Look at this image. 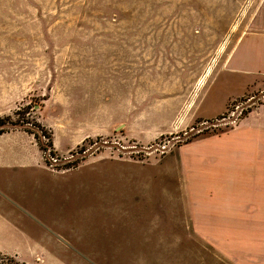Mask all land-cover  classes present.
Wrapping results in <instances>:
<instances>
[{"label":"rangeland","instance_id":"rangeland-1","mask_svg":"<svg viewBox=\"0 0 264 264\" xmlns=\"http://www.w3.org/2000/svg\"><path fill=\"white\" fill-rule=\"evenodd\" d=\"M263 17L264 0H0V51L16 53L21 99L3 128L36 133L60 160L43 164L60 176L11 170L0 247L19 257L0 253L25 264H264L262 157L210 161L214 176L201 157L264 100L258 78L213 103L235 43ZM207 185L224 192L194 193ZM38 247L60 258L30 256Z\"/></svg>","mask_w":264,"mask_h":264},{"label":"crops","instance_id":"crops-1","mask_svg":"<svg viewBox=\"0 0 264 264\" xmlns=\"http://www.w3.org/2000/svg\"><path fill=\"white\" fill-rule=\"evenodd\" d=\"M258 25H253L245 32L235 43L232 52L227 58L222 72L219 73L217 79V87L221 88L222 98L218 96L213 103L220 104L223 107L228 97L240 93V90H245L251 84H256L258 78H264V17L258 20ZM17 65L16 53L8 50L0 51V117L10 115L17 108L19 101L17 92ZM221 94V93H220ZM217 96V95H216ZM206 105L209 102L204 101ZM217 110V109H216ZM201 117V116H200ZM207 117V116H206ZM45 129H50L49 126L40 124ZM53 131L60 133V120L53 125ZM62 129V128H61ZM51 130V129H50ZM52 133V147L60 154V146H57L55 139L56 133ZM202 145L206 150H202L201 157L208 163L205 167L211 168L213 161L217 162L218 158H230L229 161H239L241 155L248 154L250 158L258 160L259 156L264 161V100L253 108L246 116L240 120L239 126L232 131L231 135L212 137L206 140ZM78 143V142H77ZM252 154V155H251ZM211 164L209 166V162ZM42 151L38 146L33 135L25 130H11L0 135V199L9 200L6 194V188L12 184L11 170L20 169H35L37 172H49L55 176H60V171L48 170L45 168ZM217 164V163H216ZM205 170L207 176H214L213 169ZM75 171V170H74ZM72 172V171H71ZM221 186L214 185L200 188L196 187L194 193L202 192H224L221 191ZM234 192L245 193L243 187H232ZM211 190V191H210ZM257 187H250L249 193H256ZM11 199V198H10ZM12 200V199H11ZM13 201V200H12ZM0 206V225L10 224V216L6 212L3 213ZM208 220V219H206ZM203 224H206L203 223ZM15 227V226H13ZM12 228L9 229L12 231ZM1 229V227H0ZM9 236H13L10 234ZM30 256L40 259L60 258V253L44 249L43 247L30 248ZM0 252L9 253L18 256L15 251L0 247ZM17 252V251H16ZM229 256L223 254V258ZM234 262V263H233ZM232 264H240L238 261H232Z\"/></svg>","mask_w":264,"mask_h":264},{"label":"trees","instance_id":"trees-1","mask_svg":"<svg viewBox=\"0 0 264 264\" xmlns=\"http://www.w3.org/2000/svg\"><path fill=\"white\" fill-rule=\"evenodd\" d=\"M251 110L249 109L248 112H250ZM19 115V113H15L14 116H17ZM10 120V117H2L0 118V135L7 132L6 130H4V125H5V122ZM11 125H14V126H18L20 125L19 123H11ZM34 126L36 128H38L44 135L46 134V132H43L41 125L36 123L34 124ZM26 132H28L29 134L33 135L34 139L36 140L38 146L40 147L41 150L44 149L43 145L40 144L39 142V137L36 133L34 132H31V131H27L25 130ZM49 137V136H47ZM0 264H25L23 261L21 260H18V258H15V257H12V256H9V255H6V254H2L0 253Z\"/></svg>","mask_w":264,"mask_h":264},{"label":"built area","instance_id":"built-area-1","mask_svg":"<svg viewBox=\"0 0 264 264\" xmlns=\"http://www.w3.org/2000/svg\"><path fill=\"white\" fill-rule=\"evenodd\" d=\"M47 147V148H46ZM46 147H44V149H45V157H44V161L47 163V166L48 167H52V168H54V167H56V165L60 162V160H59V158L56 156V155H54V154H52V153H50V148H49V146H46ZM77 154H80V153H77ZM53 170V169H52Z\"/></svg>","mask_w":264,"mask_h":264}]
</instances>
